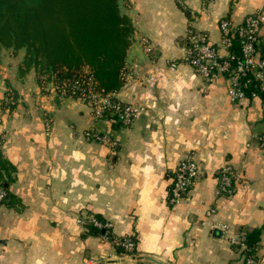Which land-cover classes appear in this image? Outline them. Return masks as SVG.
I'll list each match as a JSON object with an SVG mask.
<instances>
[{"label": "crops", "instance_id": "crops-1", "mask_svg": "<svg viewBox=\"0 0 264 264\" xmlns=\"http://www.w3.org/2000/svg\"><path fill=\"white\" fill-rule=\"evenodd\" d=\"M120 7L134 26L116 90L140 107L131 125L95 119L75 98L39 95L30 73L16 85L5 79L17 101L2 106L9 93H0V152L11 165L0 166V177L15 199L0 202V264H244L231 239L258 228L264 264V96L232 101L224 75L205 79L185 60L190 29L217 44L222 19L240 23L264 12V0H120ZM91 129L118 146L89 139ZM188 157L201 176L189 199L173 204L174 174ZM225 162L236 173L228 196L217 193ZM95 214L112 223L114 236L136 241L132 254L87 232L80 218Z\"/></svg>", "mask_w": 264, "mask_h": 264}, {"label": "trees", "instance_id": "trees-1", "mask_svg": "<svg viewBox=\"0 0 264 264\" xmlns=\"http://www.w3.org/2000/svg\"><path fill=\"white\" fill-rule=\"evenodd\" d=\"M133 29L131 18L121 11L120 0H0V51L25 50L22 74L35 68L39 76L48 74L59 81L88 67L99 89L114 92L124 77ZM240 48L241 39L235 38L234 51L240 54ZM258 95L264 96V92ZM1 155L0 166L10 169ZM8 182L0 177L5 192L0 202L11 206L15 197ZM92 216L106 222L97 214ZM85 227L90 234L115 240L110 229L95 226L89 218ZM261 231L247 232L249 252L255 251ZM115 248L123 253L120 246Z\"/></svg>", "mask_w": 264, "mask_h": 264}, {"label": "built area", "instance_id": "built-area-1", "mask_svg": "<svg viewBox=\"0 0 264 264\" xmlns=\"http://www.w3.org/2000/svg\"><path fill=\"white\" fill-rule=\"evenodd\" d=\"M264 12L255 11L240 23H234L231 18L220 21L221 39L214 44L207 31L190 29L188 33L189 43L185 48V60L193 69L205 79H212L216 75H224L228 82V93L232 101L259 96L264 92ZM235 38L241 39L240 54L234 51ZM147 52L152 51V46L147 39H143ZM48 92L58 97H73L80 99L89 108L95 119L106 120L112 125L129 126L136 120L140 107L132 102H126L117 96V92H105L97 87L93 75L88 67L76 76L50 80ZM259 90V91H258ZM89 139L115 149L119 141L107 132L91 129L86 132ZM260 144L264 146V132L260 135ZM201 167L192 158H185L178 165L174 174L170 190V201L173 204L189 199L190 191L200 179ZM236 173L233 166L225 162L219 176L218 195H231L234 192ZM5 192L0 188V200ZM91 219L99 228L111 229L112 223ZM84 218L80 221L85 224ZM107 238V237H106ZM247 232L241 230L231 243L243 254L244 264H258L255 251L249 252ZM115 246L123 249V254H132L136 247V241L131 236H116L112 240ZM87 264H97L94 258H90ZM116 264V263H104Z\"/></svg>", "mask_w": 264, "mask_h": 264}, {"label": "rangeland", "instance_id": "rangeland-1", "mask_svg": "<svg viewBox=\"0 0 264 264\" xmlns=\"http://www.w3.org/2000/svg\"><path fill=\"white\" fill-rule=\"evenodd\" d=\"M24 56H25L24 49H20L17 52L13 51L12 49H3L0 51V72H1L0 73V93H3V91H8V93L11 94V95H8L7 98L4 99L3 102H1L2 106L3 104L6 105V107H8L10 104L14 105L15 102L17 101L16 96L13 93L14 90L12 89V87H10L11 85L8 86L6 84L5 79H8L9 84L12 83V85L13 84L16 85L15 78L27 77L28 74L30 73L28 76L27 82L30 85L31 84L34 85V88L36 87L39 88V95L42 94L44 91L46 93H49L48 90H46L48 89L49 81L51 80L48 74L39 76L35 68L30 69L26 73H23V74L20 73V65L23 61ZM64 98H73V97H64Z\"/></svg>", "mask_w": 264, "mask_h": 264}, {"label": "water", "instance_id": "water-1", "mask_svg": "<svg viewBox=\"0 0 264 264\" xmlns=\"http://www.w3.org/2000/svg\"><path fill=\"white\" fill-rule=\"evenodd\" d=\"M103 232H105V230ZM221 233H222V231L220 229H218V228H215L214 229V235L219 236ZM0 243H5V241H3L2 239H0ZM146 258L151 259V260H154V261H157L156 259H154L152 257H146ZM157 262L160 263V261H157ZM104 263H116V260H107V261L100 262L98 264H104Z\"/></svg>", "mask_w": 264, "mask_h": 264}]
</instances>
